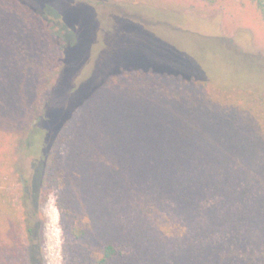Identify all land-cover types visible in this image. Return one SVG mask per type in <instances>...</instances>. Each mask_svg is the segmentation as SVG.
<instances>
[{"label":"trees","instance_id":"1","mask_svg":"<svg viewBox=\"0 0 264 264\" xmlns=\"http://www.w3.org/2000/svg\"><path fill=\"white\" fill-rule=\"evenodd\" d=\"M249 1L264 19V0ZM77 7L88 11L85 4L74 1L0 0V264H30L29 211L35 203L27 199L30 186L39 185L40 193L46 195L65 191L71 182L59 165V154L73 114L88 94H81L74 83L72 97L56 125L47 122L46 103L64 68L77 57ZM93 22L83 29L94 26L96 32L97 23ZM123 73L127 84L112 88L106 101L126 104V110L94 113L93 120H98L75 134L86 161L78 164L85 179L77 192L84 196L85 212L77 207L74 197L58 196L61 222L83 246L82 264H149L154 258L163 261L160 259L167 254H176V246L165 245L164 237L167 219L162 208L170 201L179 209L190 210L186 237L210 235L216 220L199 214L196 208L206 187L202 184L205 169L194 175L199 187L192 193L186 181L191 161L208 159L215 166H224L223 154H229L225 139L237 142L240 135L262 130L261 96L230 93L193 75L166 73L170 77L166 85L161 71L149 65L120 68L110 78L119 82ZM131 76L136 80L131 81ZM92 124H104L109 130L91 132ZM24 156L33 161L32 185L24 179ZM92 158L102 162L91 167ZM122 171L125 176L117 181ZM104 175L103 188L100 181ZM17 184L23 187L25 220L18 214L13 194ZM143 252L148 253L146 258L137 259Z\"/></svg>","mask_w":264,"mask_h":264},{"label":"rangeland","instance_id":"2","mask_svg":"<svg viewBox=\"0 0 264 264\" xmlns=\"http://www.w3.org/2000/svg\"><path fill=\"white\" fill-rule=\"evenodd\" d=\"M56 1L85 4L88 11L75 8L79 25L73 24L77 57L64 68L47 99V122L56 125L62 120V109L72 97L74 83L88 97L74 112L59 154V165L71 180L64 189L66 194L62 191L43 195L39 185L30 186L27 194L29 201H35L30 206L34 212L29 211L33 243L30 264H82L83 246L65 230L58 196L74 197L77 207L85 212L84 196H77V192L78 184L85 179L78 164L86 161L80 154L81 144L75 134L79 129H89L94 113L126 110V104L106 101L112 88L127 84L124 73L119 82L110 78L120 68L149 65L161 71V81L166 85L170 78L166 73L193 75L230 93L251 92L264 98V19L249 0ZM89 22L95 26L97 23L96 32L94 26L83 29ZM115 25L118 29L111 31ZM135 77L131 76V81ZM107 79L105 87L98 89ZM260 113L264 117V109ZM97 120L98 117L93 121ZM237 127L239 131L242 129L240 121ZM261 129L258 134L250 132L239 138L237 134V142L225 139L223 145L229 154H223L224 166H215L208 159L202 163L192 159L186 181L193 193L199 187L194 175L205 169L202 184L206 187L196 208L199 214L212 215L216 228L204 238L186 237L190 210L179 209L176 202L170 201L169 206L162 208L167 219L165 245L176 246L177 253L159 258L163 261L154 258L149 264H264V119ZM108 130L104 124L102 127L92 124L90 128L97 133ZM32 162L30 156L22 159L24 179L29 180V185L34 173ZM98 162L102 161L92 158L89 165L96 167ZM120 174L117 181L125 176V171ZM106 181L104 175L100 187L104 188ZM22 192L19 184L13 188L18 214L25 220ZM185 197L190 196L185 193ZM146 255L143 252L136 258L143 260Z\"/></svg>","mask_w":264,"mask_h":264}]
</instances>
